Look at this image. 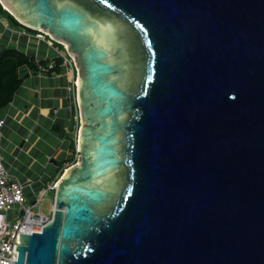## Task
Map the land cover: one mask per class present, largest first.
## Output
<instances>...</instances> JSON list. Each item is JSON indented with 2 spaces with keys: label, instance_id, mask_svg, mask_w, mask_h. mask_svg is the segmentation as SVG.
<instances>
[{
  "label": "water",
  "instance_id": "95a60500",
  "mask_svg": "<svg viewBox=\"0 0 264 264\" xmlns=\"http://www.w3.org/2000/svg\"><path fill=\"white\" fill-rule=\"evenodd\" d=\"M2 1L79 68V160L15 262L264 264V0Z\"/></svg>",
  "mask_w": 264,
  "mask_h": 264
},
{
  "label": "crops",
  "instance_id": "0c3cea01",
  "mask_svg": "<svg viewBox=\"0 0 264 264\" xmlns=\"http://www.w3.org/2000/svg\"><path fill=\"white\" fill-rule=\"evenodd\" d=\"M2 24L0 25V49L7 45L21 48L28 54L43 59L56 56L55 50L46 40L20 32H11L5 28L3 22ZM10 25L19 30L24 28ZM20 73L24 77L23 82L16 91L14 99L0 108V118L7 120L4 138L6 161L17 176L27 180L33 179L32 176H20L14 166V160H21L23 153L30 157L28 167L31 168L43 153L49 155V159L43 162L48 164L54 162L53 158L58 160L66 157L62 153L60 157L56 156L54 152L73 151L70 147V139L61 136L59 131L53 128V124L57 122L65 128L73 124L74 110L67 88L71 73L65 67L60 66L56 72L40 73L36 68L24 64L20 67ZM68 134L71 133L68 132ZM33 137L35 138L32 139ZM42 142H44L43 145ZM58 146L60 150H56ZM22 161L25 164V160L22 159Z\"/></svg>",
  "mask_w": 264,
  "mask_h": 264
},
{
  "label": "built area",
  "instance_id": "2783aa9c",
  "mask_svg": "<svg viewBox=\"0 0 264 264\" xmlns=\"http://www.w3.org/2000/svg\"><path fill=\"white\" fill-rule=\"evenodd\" d=\"M0 20L4 23L5 28L11 30V32H20L30 37L44 39L55 50L56 56L47 58V62H44L43 58L35 56L38 72H56V67L60 64V66L65 67L71 73L67 88L74 110V123L67 125L66 131L72 132L77 142L74 159L70 161L69 165L77 162L80 156L78 137L81 126V111L78 100L79 68L74 54L69 50L65 41L55 38L45 30L40 28L31 30L27 27L19 30L8 24L2 17H0ZM58 58H61L60 63ZM6 123V118H0V264H17L15 260L18 259L19 251L16 248L17 243H15V240L18 232L41 231L44 225L52 220L56 208L55 199L58 188V184L55 182L60 176L51 180L39 193L35 188L33 179L25 180L17 176L6 161L4 151ZM50 189L54 190L50 211L45 212L41 207L36 210L35 207L41 206L45 194ZM27 194L35 196L31 203H27Z\"/></svg>",
  "mask_w": 264,
  "mask_h": 264
},
{
  "label": "trees",
  "instance_id": "16d2710c",
  "mask_svg": "<svg viewBox=\"0 0 264 264\" xmlns=\"http://www.w3.org/2000/svg\"><path fill=\"white\" fill-rule=\"evenodd\" d=\"M3 13L8 14L10 18L18 25L27 27L31 30L34 29L18 20L15 15L8 10V8L3 6L2 2L0 1V14ZM43 61L47 62V59H43ZM58 61L60 63L61 58H58ZM24 64H28L29 66L36 68L37 64L35 56L28 54L23 49L18 47L4 45L0 49V108L8 105L14 99L15 93L24 79L20 73V67ZM56 69H60V64L57 65ZM53 128L59 131L61 136H66L70 139V147L73 149V155L71 156L73 160L74 151L77 147L75 137L68 134L66 128L60 123L55 122L53 124ZM67 159L68 158H64L62 160L58 159V164L64 163L67 161ZM60 173L62 174L63 172L60 171Z\"/></svg>",
  "mask_w": 264,
  "mask_h": 264
},
{
  "label": "rangeland",
  "instance_id": "374dc122",
  "mask_svg": "<svg viewBox=\"0 0 264 264\" xmlns=\"http://www.w3.org/2000/svg\"><path fill=\"white\" fill-rule=\"evenodd\" d=\"M3 6L5 7L4 4H3ZM0 16L5 21L10 22V24H12L14 26L22 27L21 25H18L17 23H15L10 18V16L8 14H6V13L0 14ZM0 25L1 26L3 25L2 24V20H0ZM70 135H72L74 137L72 132H71ZM34 138L35 137H33L32 139H34ZM43 144H44V142H42V145ZM56 150H60L59 146H58V148ZM54 153L57 154L56 156H59V157L61 156V153L65 154L64 155V156H66L65 158H68L67 161H65L64 163H60L58 165H56L54 162H49L48 164H44L40 160V157H38L37 158L38 161L36 160L35 164L33 166H31V168H30V167H28V162L30 160V157H27V155H25V153L22 154V159L25 160V164L22 163V162H24V161H22V159L21 160L20 159H15L14 160V166L16 167L17 173H19V175L22 176V177H24L26 175H31L33 180H34V182H35V186H36L35 188H36L38 193L42 192V189L44 188V186H46L51 180L55 179L57 176H61L63 173L61 174L60 171L64 172L66 167L69 165L70 161H72V157H71L73 155V151L72 150H70L69 152H54ZM62 159H64V158H62ZM53 196H54V190L50 189L45 194V197H44V199L42 201L41 206H36L35 209L38 210L39 207H41L42 210L45 211V212L50 211V207H51V204L53 202ZM34 197L35 196L32 195V194H27V203H31Z\"/></svg>",
  "mask_w": 264,
  "mask_h": 264
},
{
  "label": "bare ground",
  "instance_id": "6f19581e",
  "mask_svg": "<svg viewBox=\"0 0 264 264\" xmlns=\"http://www.w3.org/2000/svg\"><path fill=\"white\" fill-rule=\"evenodd\" d=\"M2 1V0H1ZM3 2V4L5 5V7L6 8H8L9 10H11V8L9 7V5L5 2V1H2ZM12 11V10H11ZM13 12V11H12ZM42 30H44L43 28H41ZM46 31V30H45ZM48 32V31H47ZM48 33H50V32H48ZM67 43V45H68V42H66Z\"/></svg>",
  "mask_w": 264,
  "mask_h": 264
}]
</instances>
